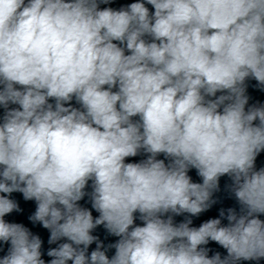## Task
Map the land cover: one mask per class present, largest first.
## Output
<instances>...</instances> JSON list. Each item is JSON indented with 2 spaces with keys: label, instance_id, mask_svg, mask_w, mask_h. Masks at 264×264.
I'll list each match as a JSON object with an SVG mask.
<instances>
[{
  "label": "clouds",
  "instance_id": "9594fccd",
  "mask_svg": "<svg viewBox=\"0 0 264 264\" xmlns=\"http://www.w3.org/2000/svg\"><path fill=\"white\" fill-rule=\"evenodd\" d=\"M109 3L0 0V264H46L41 237L5 219L22 211L16 192L35 201L28 219L49 245L67 241L47 264L264 259V106L246 110V81L264 91V0ZM222 177L239 213L192 226ZM98 226L119 239L105 247ZM210 242L227 255L209 256Z\"/></svg>",
  "mask_w": 264,
  "mask_h": 264
},
{
  "label": "water",
  "instance_id": "95a60500",
  "mask_svg": "<svg viewBox=\"0 0 264 264\" xmlns=\"http://www.w3.org/2000/svg\"><path fill=\"white\" fill-rule=\"evenodd\" d=\"M134 2H140V0H111V3L109 4H101L100 8L103 9L105 7H111L113 9H120L121 7H125L128 4L134 3ZM146 7L149 8L150 13L154 12V8H152L151 5H147ZM149 41L151 40L150 37H145ZM126 54H130L126 51ZM247 85V90H246V95L249 97L248 105H246V110L248 107H251L253 105L256 106H264V91L260 89V87L257 85V82L254 79H249L246 81ZM116 89H113L115 91ZM220 93H218L219 95ZM50 103H55L54 100H50ZM73 107L80 108L81 106L75 101V98H73V101L71 102ZM67 106V105H66ZM10 107H18L17 105H10ZM4 109L3 107H0V122H2V117L4 114ZM133 119H138V117H135ZM258 124V121L254 122ZM158 159H165L163 154H160ZM142 159H146L145 154L138 155L136 157H128L126 158V163H136L140 162ZM165 163L167 164L168 161L165 160ZM256 167L259 169L260 167H264V152H261L260 155L256 159ZM192 177L193 182L200 183L202 182L201 178L197 175V172L195 169H191L188 173ZM231 181L229 180L228 177H222L220 179V191L214 194V199H217V203L212 206L210 210L207 212L202 213L198 218L193 217V225L198 227L202 222L210 219V218H218L219 217V210L221 208H224L225 210L232 207L235 208L236 211L239 213L240 211V206L238 202L235 200L233 196L230 195V193L226 189V185L230 184ZM92 191L91 188V181H89V186L86 188V192L90 193ZM11 199H14L18 202L20 208L22 209L21 212H13L5 217L6 221L8 222H15V223H22L26 227H28L33 234H37L41 237L43 241L42 245V258L45 259L46 264L47 261L51 259V257L47 256V250L52 247H57L58 243L62 242H67L66 240H62L57 242V244H48V239L50 236V232L47 229H44L39 223L33 224L31 221H29L28 217L34 213L36 209V203L35 201H25L23 199V195L21 193H13L10 197ZM79 204L82 207L88 208L89 210L92 211L93 217H97L99 213H97L94 209L91 207V202H90V197L86 195L83 200L79 202ZM137 219L135 220V225L143 226V222L139 219V213L134 214ZM187 215V214H185ZM166 218V217H165ZM260 218L264 220V215H261ZM184 219V216H175L174 217V223H179ZM228 221L226 219H222V224L227 225ZM92 235H95L99 237L100 241L103 242L105 247L108 244L115 243L119 237L112 236L108 234L106 229L103 226H98L93 232ZM9 245H4L0 244V248L3 250L0 251V257L3 255L7 254V249ZM208 248L211 249L209 252V256L215 254L216 252H219L221 254V257L223 258L224 256L227 255V251L223 249L221 246L216 244L215 242H210L209 245H207ZM96 248V244L93 243L92 245L89 246V255L92 250ZM109 258H111L115 254V249H109L106 253ZM71 264V262H69ZM239 264H264V259L260 261H240Z\"/></svg>",
  "mask_w": 264,
  "mask_h": 264
}]
</instances>
